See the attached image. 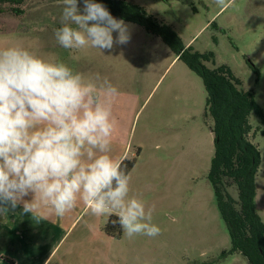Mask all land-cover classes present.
Here are the masks:
<instances>
[{"label": "rangeland", "instance_id": "1", "mask_svg": "<svg viewBox=\"0 0 264 264\" xmlns=\"http://www.w3.org/2000/svg\"><path fill=\"white\" fill-rule=\"evenodd\" d=\"M22 1L0 3V48L26 47L45 60H62L85 79L99 74L113 83L118 96L113 104L116 129L112 141H119L120 151L127 149L124 160L134 162L129 173V197L143 200L146 208L154 205L153 223L161 229L156 237H116L109 256L107 253L96 257L97 249L90 243L91 250L83 246L88 252L86 261H81V255L76 253L69 255L68 261L250 264L242 254L231 253V238L209 179L215 155L214 119L198 73L161 37L124 20L129 35L126 44L103 52L91 47L66 50L54 36V28L60 26L62 0ZM126 1L144 8L158 24L169 26L190 54L212 55L203 61L208 69L227 66L241 81L243 90L255 93L264 111V0H226V8L218 7L214 0ZM78 7L82 10V0H78ZM116 35L114 32L113 36ZM250 121L254 127L260 125L255 114ZM250 139L261 155L255 202L264 220V136L256 133ZM226 184L230 195L238 200V188L229 181ZM86 212L91 214L88 209ZM25 215L20 206L6 218L0 216V220L9 227L11 223L6 220L11 216L18 232L24 231L25 223H31L32 228L40 226L25 221ZM111 216L115 214L103 215V231ZM78 230L71 238L79 235ZM46 238L42 237V243L49 249ZM71 238L58 253L57 249L52 264L66 256ZM40 242V237H34L33 261ZM74 243L79 244V240Z\"/></svg>", "mask_w": 264, "mask_h": 264}, {"label": "clouds", "instance_id": "2", "mask_svg": "<svg viewBox=\"0 0 264 264\" xmlns=\"http://www.w3.org/2000/svg\"><path fill=\"white\" fill-rule=\"evenodd\" d=\"M62 3L54 28L62 48L103 52L128 42L127 26L104 4L82 0L81 10L78 0ZM117 96L99 74L85 79L62 60H45L22 46L0 48V216L18 206L33 215L43 205L63 218L82 200L92 215L115 214L125 239L161 233L153 223L155 206L129 197L130 176L109 154Z\"/></svg>", "mask_w": 264, "mask_h": 264}, {"label": "trees", "instance_id": "3", "mask_svg": "<svg viewBox=\"0 0 264 264\" xmlns=\"http://www.w3.org/2000/svg\"><path fill=\"white\" fill-rule=\"evenodd\" d=\"M94 2L104 4L113 17L138 24L161 37L177 50L180 59L185 60L202 78L214 119L212 133L215 155L209 179L231 238V253L242 254L250 264H264V220L258 214L255 202V180L261 164V155L257 145L250 139V136L256 133L264 136V111L258 104L255 93L243 90L241 81L227 66L215 70L208 69L203 61H208L212 55L190 54L185 50L186 46H182L178 35L169 26L158 24L144 8L126 0ZM0 3L20 4L23 1L0 0ZM252 114L260 120L257 127L251 124ZM122 167L129 174L134 162L124 160ZM228 181L238 188V200L228 192ZM115 219V216H111L105 232L118 238L122 232L118 225L114 226Z\"/></svg>", "mask_w": 264, "mask_h": 264}, {"label": "crops", "instance_id": "4", "mask_svg": "<svg viewBox=\"0 0 264 264\" xmlns=\"http://www.w3.org/2000/svg\"><path fill=\"white\" fill-rule=\"evenodd\" d=\"M120 147L119 141L116 144L112 141L109 154L114 159L123 162L127 154V149L120 151ZM115 148L116 150L114 152ZM87 209L88 206L82 200H78L77 205L72 210L68 211L63 218H58L50 208L39 205L35 214L31 215L30 213H26L25 221H34L40 226L32 228L31 223H29L30 225L25 223V229L22 232H18L19 229H15V220L11 216H9L10 220L4 219L8 221L7 223H11L9 227L0 220V264H52L57 253L65 247V244L77 228H79V235L71 238L70 249H66L65 251L66 256H63L64 258L61 256L59 258L61 262L58 261L56 264H73L68 261V257L71 254L74 256L75 253L79 256L81 255V261H86V253L88 252L86 249H83V246H87V249L91 250V244L96 246H93L95 250L97 249L96 254H94L96 257H102L103 254L107 253L109 256L111 243L117 238L103 231V225L101 224L104 219L103 216L87 214ZM59 234L60 237L58 238L57 236ZM34 237H40V243H42V237H47V245L50 247L49 249H45V243L40 244V247L37 248L38 255L35 261L32 260ZM55 238L58 239L57 242ZM78 240L79 244L74 243ZM87 243L89 244L87 245ZM57 249L59 250L57 251ZM56 251L57 253L55 254Z\"/></svg>", "mask_w": 264, "mask_h": 264}]
</instances>
